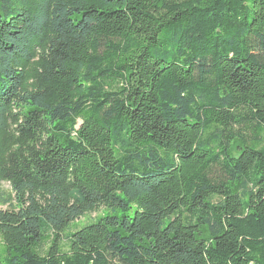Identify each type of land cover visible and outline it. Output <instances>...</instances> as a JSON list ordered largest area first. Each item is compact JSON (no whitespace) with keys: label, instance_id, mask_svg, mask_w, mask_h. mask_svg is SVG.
<instances>
[{"label":"trees","instance_id":"1","mask_svg":"<svg viewBox=\"0 0 264 264\" xmlns=\"http://www.w3.org/2000/svg\"><path fill=\"white\" fill-rule=\"evenodd\" d=\"M1 184L0 264H264V0H0Z\"/></svg>","mask_w":264,"mask_h":264},{"label":"rangeland","instance_id":"2","mask_svg":"<svg viewBox=\"0 0 264 264\" xmlns=\"http://www.w3.org/2000/svg\"><path fill=\"white\" fill-rule=\"evenodd\" d=\"M10 192H11V188L8 184H1L0 185V209H3V210L8 209V206L2 205V201H4L8 197V194ZM103 214H107V212L104 213L103 209H100L95 213L86 215L84 218L76 221L75 227H72V230L79 229L86 224H91V223L96 222V220L99 217L103 216ZM64 243L67 244L66 242H64Z\"/></svg>","mask_w":264,"mask_h":264}]
</instances>
